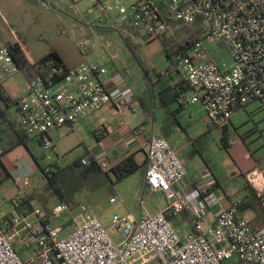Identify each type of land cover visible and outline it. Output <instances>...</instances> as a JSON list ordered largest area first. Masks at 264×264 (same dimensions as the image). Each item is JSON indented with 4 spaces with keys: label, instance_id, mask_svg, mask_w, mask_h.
Wrapping results in <instances>:
<instances>
[{
    "label": "built area",
    "instance_id": "1",
    "mask_svg": "<svg viewBox=\"0 0 264 264\" xmlns=\"http://www.w3.org/2000/svg\"><path fill=\"white\" fill-rule=\"evenodd\" d=\"M93 1L99 23L113 21L116 13L120 23L114 20L115 30L146 42L166 35L178 38L177 31L186 29L169 68L161 75L173 77L171 83L179 88L177 103L182 109L197 104L202 107L207 128L228 127L236 113L254 104L264 111V0ZM197 32L199 38L193 40ZM205 43L226 47L232 67L222 69L213 62ZM86 46L83 43L79 49ZM20 71L10 44L0 36V84ZM128 73L126 67L113 80L103 65L82 63L66 70L49 62L40 74L27 80L19 101L17 122L23 134L54 152L52 133L74 128L110 103L123 115L136 113L140 103L134 94L123 87L115 91L111 86L112 81H123ZM109 128L101 126L95 136L110 132ZM143 151L147 160L145 183L151 195L165 197V209L152 213L143 194L138 200V217L114 214L113 226L122 238L116 243L92 208L80 205L72 229L62 235L67 228L52 227L51 222L61 218L68 206L59 203L49 213L40 208L31 214L17 213L27 203L31 189L28 178H17L12 203L16 212L0 216V264H148L152 260L161 264H264V226L252 227L240 204L231 199L232 191L216 184L183 190L188 176L185 164L161 134L151 135ZM105 152V142L99 140L90 154L98 160ZM46 158L52 159L50 155ZM101 167L103 171L109 169L104 162ZM46 171L53 169L47 167ZM253 174L259 177V186L252 182ZM248 179L262 195L264 208V164ZM119 201L114 196L110 203ZM30 215L36 220L31 221ZM183 215L191 226L185 237L172 220ZM21 227L26 231L21 235L23 246L33 249L27 262L9 237V232Z\"/></svg>",
    "mask_w": 264,
    "mask_h": 264
},
{
    "label": "rangeland",
    "instance_id": "2",
    "mask_svg": "<svg viewBox=\"0 0 264 264\" xmlns=\"http://www.w3.org/2000/svg\"><path fill=\"white\" fill-rule=\"evenodd\" d=\"M113 15V19L120 23L117 14ZM98 18L99 11L93 0H0V36L6 43H21L31 63L35 64L50 53L57 52L68 67L94 63L105 66L111 74L127 67L129 73L125 78L134 95H151L152 92H147L148 87L155 88L153 85L158 81L159 74L167 71L170 66L167 51L177 49L186 35V29L180 28L177 31L178 38L166 35L146 42L139 36L115 30L114 20L105 25L106 29L99 31L95 27L100 24ZM83 43H87V46L79 49ZM205 47L210 59L222 69L232 67L233 60L226 47L208 43H205ZM10 79L13 95L18 96L25 91L27 79L22 71ZM110 104L113 106V103ZM196 107L200 109L196 113L200 119L198 114L202 112V107ZM112 111L113 115L117 114L114 106L111 112L104 107L99 115L108 117ZM191 112L188 110L185 113V125L189 123ZM159 114L167 122L172 119L169 114ZM157 119L160 121V116L157 115ZM232 122L237 129L228 134L232 146L230 154L222 147V135L216 132L208 139L198 142L200 153H196L194 157L214 175L218 187L233 192L232 200L243 204L244 208L250 207L246 210V216L255 220L257 216L264 217V208L254 195L257 190L249 182L248 175L264 164V111L257 104L251 105L236 113ZM94 134L93 128L71 134L60 143L57 142V153L46 151L32 139V149L41 168L50 167L55 172V187L48 184V179L41 171L28 177L35 192L36 206L44 213H49L56 200L64 198L68 211L51 222L52 227L67 228L62 235L72 229V219L79 214L80 205H87L99 217L112 239L119 243L122 240L121 232L113 226V215L137 214L139 198L136 200V193L142 186L145 188L143 194L150 211L165 209L167 202L162 194L151 195L142 171L119 183L113 173L106 175L97 172L96 167L90 173H84L86 168L78 164L84 159L88 160L86 149L95 142ZM49 155L51 160L46 158ZM186 163L187 168L192 171L193 166L188 159ZM251 180L259 186L260 180L256 174L251 176ZM6 182L5 192L9 196L15 186L11 179ZM56 188L60 194L56 192ZM115 188L120 191V198L124 200L112 205L110 200L115 196ZM148 264L161 263L152 260Z\"/></svg>",
    "mask_w": 264,
    "mask_h": 264
},
{
    "label": "crops",
    "instance_id": "3",
    "mask_svg": "<svg viewBox=\"0 0 264 264\" xmlns=\"http://www.w3.org/2000/svg\"><path fill=\"white\" fill-rule=\"evenodd\" d=\"M105 25H107V23L102 22L95 27L100 31L101 29H106ZM81 64L82 63L79 65ZM79 65L67 67L68 69H72ZM117 74L118 73H110L111 78L113 77L114 80L117 78ZM11 85V79L0 84L1 93L5 97L4 100L0 95V216H11L16 212L12 204L17 193L16 179L25 177L29 179L28 176L37 173L38 171L42 172L40 163L32 149V144L34 143L32 141L33 138L28 139L25 137V134H23L17 122L19 113L18 104L25 91L21 92L18 96H15L11 93ZM111 86L115 91L121 90L123 87L125 91L134 94L130 85L126 81V78L123 79V81H112ZM154 87L151 95H134L140 103V109L136 113H127L123 115L117 110L113 103V106L117 110V114L115 115H113L112 111L108 117H102L99 115L100 110L91 114L86 120L79 122L74 128L65 127L61 131L52 133L50 137L55 143L54 152L57 153L58 143H60L61 140L68 138L71 134L80 133L89 128H93L96 133L101 126L105 125L111 127L109 128L111 131L102 132L98 138L94 134L95 142H92L86 149L88 159H93L90 154L91 150L97 149L98 141L103 140L106 145V152L99 157L98 160L93 159L100 166L101 163L104 162L109 168H111L129 157H133L137 163L138 160H140L141 162L138 164L141 165L146 161L143 144L151 135L161 134L169 140L170 144L177 151L185 164L188 176L187 180L182 184L183 190H191L195 187L204 189L210 184H216L218 187L214 175H211L207 168H203L200 161H198L194 155L200 153V150L197 147L198 142L203 139H208L210 135H213L216 132H219L223 137V129L207 128L203 109L202 112L198 114L200 119L196 116V113L200 111L196 105L187 110L182 109L177 103V98H174L166 91L167 86L165 78H161L160 80L158 78ZM113 106L108 104L105 106V109L111 112ZM188 110L192 112L189 115V123L185 125V113H187ZM160 112L166 113L167 115L169 114L175 123L168 125L166 118L160 115ZM157 115L160 116V121L157 119ZM232 120L231 124L224 128L225 132L228 134L236 132L237 129ZM61 135H63L62 138ZM222 137L220 138L221 140ZM27 139L29 140L27 141L28 149L23 144ZM35 140L42 146L40 140ZM187 159L193 166L192 171L187 168ZM85 161L87 162V160L84 159L83 162ZM9 179L13 181L15 188L8 196L5 192V187L7 183L6 181ZM144 189V186H142L141 189L137 191L136 200L143 195ZM114 195L120 198V191L117 188H115ZM120 200L123 201L124 199L120 198ZM59 203L65 202L60 198V200L55 201V205ZM38 208L39 207L36 206L35 192L31 188L27 203L20 208L17 213L31 214L34 209ZM151 211L152 213H155L160 210L152 209ZM138 214L139 211L137 214L130 213L128 215L138 217ZM244 214L246 216V211H244ZM30 220L35 221L36 218L33 215H30ZM248 220L250 219L248 218ZM250 222L254 229H260L264 226V217L257 216L255 220H250ZM174 223L182 237H185L191 230L186 215L175 219ZM25 232V228L21 227L15 231L9 232V237L19 251L22 259L27 262L33 256V249L23 246L21 235L25 234Z\"/></svg>",
    "mask_w": 264,
    "mask_h": 264
},
{
    "label": "trees",
    "instance_id": "4",
    "mask_svg": "<svg viewBox=\"0 0 264 264\" xmlns=\"http://www.w3.org/2000/svg\"><path fill=\"white\" fill-rule=\"evenodd\" d=\"M199 38V32H197V34L192 36V39H198ZM10 49L12 51V54L14 56V60L17 63V65L20 67L22 73L25 75L27 80H30L33 77H36L38 74H40L41 70H44L47 68L48 63L49 62H53L54 64H56L57 67L59 66H64L65 69L67 70V66L65 65L63 59L61 58V56L57 53V52H52L50 53L47 57H45L44 59L40 60L37 63H31L28 58H27V53L24 49V47L21 45V43H19L18 41H16L13 44H10ZM178 51V47L176 50H172V51H167V58L168 60H172V57L175 53H177ZM161 78H165L166 81V91L169 92L174 98H177V93L179 91V88H176L172 85V79L173 77L169 78V77H165L161 74H159V80ZM63 79V77L61 78H57L56 82H59ZM154 86V85H153ZM150 89L153 88H149L147 89L148 94H151L152 91H150ZM0 95L1 97L5 100V97L2 95L1 90H0ZM173 119V118H172ZM172 119L169 120V125L175 123ZM223 137H222V147L224 149H226L229 154H230V150H231V143L229 142L228 139V133L225 132V130L223 129ZM25 137H27L25 135ZM29 139V138H28ZM26 140L25 142H23L24 146L28 149V142L29 140ZM84 166L86 168V170L84 171V173H90L91 169L96 167L97 168V172L100 173H104L106 175H108L109 173H113L116 176V182H122L125 179L133 176L134 174H136L137 172L142 171L143 172V176H144V180H145V170L147 167V160L139 165L135 159L133 157H129L123 161H121L120 163H118L117 165L107 169V171H103V168L93 159H88L87 162H81L78 164V166ZM43 174L46 176V178L48 179V183L52 186L55 187V179H54V175L55 172H47L46 169L41 168ZM56 192L58 194H60V191L58 188H56ZM255 197L257 198V200L262 204V195L258 194L256 191L254 192ZM63 197H61V200L63 201ZM240 209L242 210V212L246 211L249 208H244L243 204H240ZM173 221L175 219H172Z\"/></svg>",
    "mask_w": 264,
    "mask_h": 264
}]
</instances>
